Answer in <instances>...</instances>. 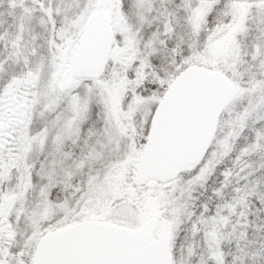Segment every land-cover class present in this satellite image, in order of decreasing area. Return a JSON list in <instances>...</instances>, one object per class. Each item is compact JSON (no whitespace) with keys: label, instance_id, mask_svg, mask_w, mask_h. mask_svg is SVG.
<instances>
[{"label":"snow or ice","instance_id":"obj_1","mask_svg":"<svg viewBox=\"0 0 264 264\" xmlns=\"http://www.w3.org/2000/svg\"><path fill=\"white\" fill-rule=\"evenodd\" d=\"M0 264H264V0H0Z\"/></svg>","mask_w":264,"mask_h":264}]
</instances>
